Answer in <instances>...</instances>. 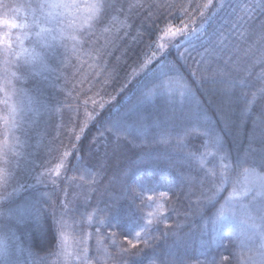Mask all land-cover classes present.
Here are the masks:
<instances>
[{
    "label": "trees",
    "instance_id": "obj_1",
    "mask_svg": "<svg viewBox=\"0 0 264 264\" xmlns=\"http://www.w3.org/2000/svg\"><path fill=\"white\" fill-rule=\"evenodd\" d=\"M129 2L165 5L151 9L154 18L158 17L155 25L151 22L144 25V29L152 31L151 40H156L167 25L180 27L187 23L197 28L204 25L199 38L191 42L194 50L189 49V58L177 61L176 49L168 48L157 52L158 57L140 70L139 65L155 51V48L150 51L146 48L148 37L143 42L137 38L138 31L144 30L140 25L147 8L141 10V17L126 21L134 25L131 29L122 28L125 16H118L109 25V33L98 31L100 44L111 41L116 35L121 37L107 45L106 51L110 55L97 58L95 53L92 57L80 54L78 58L72 54V41L68 39L48 43L44 45L45 52L39 61L27 67L21 62L18 69H13L24 76L14 84L15 95L25 100L22 104L25 109L20 110L23 115L17 119V128L9 130L5 126L7 108L0 102V148L8 145L9 140L19 138L30 155L60 158L63 152L75 149L67 165L71 182H84L80 180L83 175L91 181L92 191L82 210L71 213L81 219L79 229L82 232H75V235L91 234L88 248L92 264H98V260L99 264H212L214 260L219 264L222 256L229 257L235 264V253L243 250L249 254L247 249L239 246L243 237L238 230L213 223L215 213L228 193L224 192L217 201L209 203L204 195H211V184L205 181L201 187L198 179L203 176V170L197 159L189 155L203 153L207 138L192 135L184 141L185 147H178L175 137L164 143L160 140L164 125L157 127L152 121H163L166 112H175L177 119L169 126H182L186 121L179 117L199 105L207 125L230 151L232 175L236 178L238 154L244 152L253 137L254 147H260V138L264 135V116L260 111L264 106V95L257 94L247 116L241 114L245 106L243 101L228 111L220 91L224 85L212 77L218 70H223L238 80L243 79L245 92L251 94L264 88V78H261L264 62L260 60L264 54V0H213L203 18L196 8L207 0ZM30 3L34 5L36 0H0V20L31 16L24 7ZM247 6H252L254 11L246 14L242 9ZM125 31L129 32L127 37H124ZM84 47L87 49L88 45ZM185 48L189 45L185 44L180 51ZM205 49L212 51L205 53ZM145 52L147 56L143 55ZM200 53H205L204 64L198 65ZM74 58L78 60H71ZM2 60L3 56H0ZM80 61L82 63L77 64ZM169 61L176 64L194 97L186 98L184 102L177 100L174 105L167 98L156 97L151 106L142 105L147 128L141 131L132 126L119 140L107 134L102 138L100 133L109 119L125 117L129 124L134 121L133 111H137L136 106L141 103L138 101L146 90L144 86L150 87L154 74H159L161 63L169 68ZM73 75L86 78L83 83L79 81L81 87H73ZM102 77L106 80L102 81ZM86 85H92L93 90H86ZM240 91L238 87L235 95L238 96ZM3 98L4 93L0 91V101ZM256 117L262 122L254 123ZM14 152L12 148L7 149V163L0 154V167L14 170L19 180V186L13 180L7 188H0V195L17 188L9 200L0 201V212L4 213L0 215V236L39 258H49L48 253L55 252L58 246L52 208L54 203L59 205V198L56 189L50 185H28L33 182V168L24 159L18 160L17 167ZM206 159L211 161L213 158ZM158 212L161 219L155 218ZM88 214L92 215L91 222L87 219ZM105 218H112L111 222L100 226L99 221ZM149 220L153 222L144 237L148 244L139 243L135 249L122 252L121 249L130 248L124 237L135 242V233L140 231L138 225L143 226ZM97 239L107 248V255L103 248H97ZM101 257L103 259H99Z\"/></svg>",
    "mask_w": 264,
    "mask_h": 264
},
{
    "label": "snow or ice",
    "instance_id": "obj_2",
    "mask_svg": "<svg viewBox=\"0 0 264 264\" xmlns=\"http://www.w3.org/2000/svg\"><path fill=\"white\" fill-rule=\"evenodd\" d=\"M213 0H207V3L203 5H197L196 10L199 11L200 16L203 18L205 12L212 7ZM24 7L30 12L32 19L29 22L17 23L15 20H0V24H5L10 29L20 30L19 34L13 41L10 34H4L0 36V56H3V60L0 61L2 67H0V91H3L4 98L2 102L7 108V119L5 120V126L9 130L16 129L18 126L17 114L18 106L15 103H9L12 96L16 94V87L14 81L24 79L18 71L21 66V62L25 67L34 64L38 59V54L35 49L25 47V40L35 31L36 37L43 39L45 35L52 36L53 33H58L61 39H68L72 41L71 52L73 55L80 54L93 56L100 58L104 55H110L106 51L109 43H114L115 40L121 39L119 35L113 37L111 41L105 40L104 44H100V38L98 31L101 34H107L111 31L109 25L117 19L118 16H125V21L121 22V27L124 29H131L134 25L127 23V20L134 17H141V10L148 9L147 14L141 19L140 28L144 29V25L151 22L155 25L156 19L151 9H160L165 7L163 4H144V3H130L129 0H36V3L27 4ZM168 7H171L170 5ZM246 14L254 11L252 6H247L242 9ZM187 12V9L184 10ZM115 14V15H114ZM49 25V26H45ZM204 25L199 28L191 27L189 24L184 23L180 27H174L171 25L165 26L161 30V35L157 36L156 40H151L152 31L150 29H144L138 31L137 38L143 42L148 37V43L146 48L150 51L155 48V51H151V55L144 59L143 63L139 65L140 70L145 69L148 64L152 62V59L156 57L157 52H164L168 48H174L177 52L176 60H187L189 49L194 50L192 41L198 39V34L203 29ZM119 29H117V33ZM129 35L128 31L124 32V37ZM189 45V48H185L180 51L184 45ZM85 45L88 48L85 49ZM98 45V46H97ZM212 50L205 49V53H211ZM205 53H200L201 60L196 61L198 65L204 64ZM143 55L147 56V52ZM163 60V57L161 58ZM261 62H264V54L260 57ZM43 63V61H41ZM169 72L161 71L159 74H154L153 83L150 87L145 85V91L141 93V98L138 102H144L150 100L156 96H166L170 104H175L177 100L183 102L186 98L192 97V90L186 82L185 77L179 72L176 64L169 61ZM164 65L161 63V68ZM135 73V69H134ZM169 73H173L169 75ZM196 75L195 72L192 73ZM166 77V79H163ZM213 80L222 83L224 87L220 90L222 96L225 98L224 107L231 111L233 106L241 101L244 102V107L241 109V114L247 116L251 112V107L257 97V94L264 95V88H260L257 92L251 94L243 91L246 86L243 79H237L230 73H226L223 70H218ZM261 78H264V73L261 74ZM240 88L239 95H235V90ZM251 95V98L249 96ZM87 103V101L85 102ZM95 103V101H93ZM103 107V105H101ZM129 112L132 109L128 110ZM261 115L264 116V106L261 107ZM88 118L92 119L91 114H88ZM177 119L175 112L164 114V120L159 119L152 121V123L161 127L164 125L160 132V140L164 143H169L175 137V142L178 147H185L184 141L192 135H200L206 137V142L203 144L205 151L200 153L199 156L195 153H190L194 159H197L200 167L203 170V176L199 177L198 183L203 187L205 181H209L211 184V195H204V198L213 203L219 199V197L227 192V196H224L223 203L220 204L217 209L213 223L224 228H232L238 230L243 239L240 240V248L247 249L249 254H246L243 250L234 254L235 264H264V135L260 138V147H254L255 137H253L247 148L242 154H238L235 160V166L237 169L236 178L233 177L231 153L225 149L224 143L221 137L207 125L206 120L202 117L199 111V105L195 109L190 110L186 114H182L179 119L186 121L182 126L176 127L174 124L170 125ZM262 122L260 117H256L254 123ZM135 126L138 130H144L149 125L145 122L143 116H138L136 120L129 124L125 117L117 118L115 120L109 119L106 122L103 132L100 136L103 138L105 134L108 136H114L119 140L122 136L128 133L130 127ZM79 139V137H77ZM8 145L5 144L3 148H0V154L5 158L7 163V149ZM210 149H214L210 150ZM51 151V150H50ZM75 149H73V152ZM19 155V153H13ZM72 155L70 152H63L60 157V163L53 167H45L43 171L39 172L33 179L36 183H44L46 180L50 181L53 185L60 178L61 170L66 169L67 163L65 158ZM212 157L211 161L206 158ZM211 164L209 167L208 165ZM19 161H17V167ZM43 167V166H42ZM239 177H242L241 180ZM194 178H190L192 180ZM16 180L17 186H19V180L16 178L15 171L7 167H0V188H7L9 183ZM80 180H84V176H80ZM229 186L230 190H229ZM17 188L13 187L11 193H5L0 195V201L9 200L12 195L15 194ZM164 195V194H161ZM151 199V198H149ZM237 199L247 202L242 205L245 209L243 215H238L234 210ZM199 202V201H198ZM62 208L66 211L68 203L63 202ZM40 210L37 209V212ZM11 209H9V214ZM0 215H4L0 212ZM156 219H161L159 212L156 214ZM87 219L92 221V215L88 214ZM112 218H105L99 221L100 226H104L111 222ZM59 225L58 228V246L55 252H49V256H55L56 260L53 264H92L89 257L88 240L91 234H84L81 237H74L68 231L67 221L64 220V213H61V217L56 221ZM152 220H149L147 224L140 226V231L135 233V242L124 237L125 241L129 244L130 248L121 249L122 252H128L130 249H135L139 243L148 244V240L144 239L148 235L147 229L152 224ZM228 222V223H226ZM167 227V226H166ZM99 234V227H97V235ZM143 234V235H142ZM113 236L115 234H112ZM257 238L259 243L256 244ZM97 248H103L105 255H107V248L103 245L100 239H97ZM115 244V240H112ZM21 249L16 248V256L14 257L9 245L0 240V264H23L19 259V252ZM103 259V257L99 258ZM99 264V260H98ZM212 264H217L214 260ZM219 264H232V260L227 256H222Z\"/></svg>",
    "mask_w": 264,
    "mask_h": 264
},
{
    "label": "rangeland",
    "instance_id": "obj_3",
    "mask_svg": "<svg viewBox=\"0 0 264 264\" xmlns=\"http://www.w3.org/2000/svg\"><path fill=\"white\" fill-rule=\"evenodd\" d=\"M32 16L29 17H25L22 19H18V18H14V19H4V20H15L17 23H21L24 22L25 20H28L29 22L31 21ZM46 27L49 25H45ZM20 30L17 29H10L8 28L7 25L5 24H0V34L1 36H3L4 34H10L13 41L15 42V37L19 34ZM35 31L33 30L32 34L25 40V47H28L30 49V51L32 49H35V52L38 54V59L35 61H39L42 57L41 54H43L45 51L44 49V45L48 44V43H54L56 41H61L63 39H61L58 35V33H53V36H55L56 38L53 39L52 36H47L45 35V37L43 39L36 37L35 35ZM162 34V33H161ZM160 34V35H161ZM159 54L156 55V57L154 59H156L158 57ZM71 60H78V59H71ZM153 60V59H152ZM82 62H78L77 64H81ZM161 67V66H160ZM77 71V70H75ZM164 71V72H169V68H167V66L161 68L159 70V72ZM158 72V73H159ZM173 73H169V75H172ZM72 78H74L75 82L73 87L77 88V86L81 87V83L80 82H84L85 81V77H83L82 75H73ZM106 77H102V81L106 80ZM166 79V77H165ZM80 81V82H79ZM86 90L88 89H92L93 87L92 85H86ZM83 90V89H82ZM193 94V93H192ZM127 95H129V92L127 93ZM194 95V94H193ZM192 95V97H194ZM17 97V99H15L14 97ZM157 98H167L166 96H156ZM156 97L141 102L140 104H138L136 106L137 111H133V116L134 120H136L138 118V116H143L144 117V106H151V103L156 102ZM192 97H189V99H192ZM156 99V100H155ZM168 99V98H167ZM165 100V99H164ZM187 100V99H185ZM183 100V102L185 101ZM24 98L21 97L20 95H14L12 96V98L10 99L11 103H15L18 106V114H17V119H21V116L23 114H20V110L21 109H25V106L22 105L24 104ZM166 101V100H165ZM180 102V101H179ZM145 104V105H144ZM144 105V106H142ZM146 106V107H147ZM24 116H28L30 118L29 115H24ZM33 116V115H32ZM34 117V116H33ZM33 122V120H32ZM132 123V122H131ZM130 123V124H131ZM11 138V137H10ZM12 139V138H11ZM18 142H15V141ZM8 149L12 148L13 151H15V153H19V155H14L16 158V161L20 160V159H24L25 161H27L28 163H30L29 167L33 168L32 173L34 172V176L35 177L39 172L43 171V168L45 167H53L56 164L60 163V158L59 157H50L47 155L44 156H39V155H35L34 153L32 155H30V153H28L25 150L26 144H24V141H22L19 138H15L12 140H9L8 142ZM70 153H72V155H70L69 157L65 158L67 165L69 164V159L73 157V152L69 151ZM43 166V167H42ZM68 167H66V169H62L61 170V175L60 178L56 181V184L53 185L50 181H45L44 183H36L35 179H33V182L28 184L29 186H35V185H41L43 184L44 186L46 185H50L52 188L56 189V195L59 198V205L56 206V203H54V212H53V216H54V228L55 231L57 233V237H58V228L59 225L57 224V220L61 217V213H64V220L67 221V225H68V231L74 236V237H81L80 235H75V232H79L81 233V229L80 228V221L81 219L78 218V216L76 214L71 213V211H74L75 213H78L79 211H81L86 203V201L88 200V195L91 193L92 191V184L91 181L88 179H84L81 181H77L76 182H71L72 178L70 177V174L68 172ZM36 168V169H35ZM36 171V173H35ZM77 179V178H76ZM75 178L73 180H76ZM240 179L242 180L243 178L240 177ZM71 182V183H70ZM63 202H67L68 203V208L70 210H65L64 208H62V203ZM247 201H241L239 199H237L236 204L234 206V210L237 212L238 215H243L245 213V209L242 207V205L244 203H246ZM80 216V215H79ZM53 223V222H52ZM0 240L5 241L8 245L9 248L12 250L14 257L16 256V248L19 247L21 249V251L19 252L18 256L19 259L23 262V264H53V262L56 260L55 256H50L49 258H39L37 256H35L34 254H32V252H28L26 251V249L24 250V248H22L20 245L15 244L12 245L11 243H9V241L5 240L4 238H2L0 236ZM259 243V239L257 238L256 240V244Z\"/></svg>",
    "mask_w": 264,
    "mask_h": 264
}]
</instances>
